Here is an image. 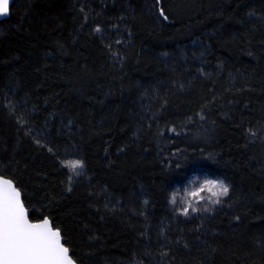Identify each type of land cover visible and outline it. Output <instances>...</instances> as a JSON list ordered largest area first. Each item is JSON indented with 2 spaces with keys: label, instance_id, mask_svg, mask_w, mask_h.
Listing matches in <instances>:
<instances>
[{
  "label": "trees",
  "instance_id": "obj_1",
  "mask_svg": "<svg viewBox=\"0 0 264 264\" xmlns=\"http://www.w3.org/2000/svg\"><path fill=\"white\" fill-rule=\"evenodd\" d=\"M192 174L227 198L175 216ZM0 176L77 264H264V0H14Z\"/></svg>",
  "mask_w": 264,
  "mask_h": 264
},
{
  "label": "snow or ice",
  "instance_id": "obj_2",
  "mask_svg": "<svg viewBox=\"0 0 264 264\" xmlns=\"http://www.w3.org/2000/svg\"><path fill=\"white\" fill-rule=\"evenodd\" d=\"M8 11L9 0H0V16ZM63 166L79 174L76 169L82 168L83 164L69 161ZM210 184L213 188L217 187ZM227 191V188H222L216 194ZM219 202V199L215 201ZM189 208L191 205L181 214L187 215ZM192 211L196 210L193 208ZM0 264H74L68 248L61 243L59 230L51 227L48 218L38 223L30 222L20 192L11 181L3 179H0Z\"/></svg>",
  "mask_w": 264,
  "mask_h": 264
},
{
  "label": "rangeland",
  "instance_id": "obj_3",
  "mask_svg": "<svg viewBox=\"0 0 264 264\" xmlns=\"http://www.w3.org/2000/svg\"><path fill=\"white\" fill-rule=\"evenodd\" d=\"M69 161H79V160L74 154H70L66 157L65 163L69 162ZM80 170H81V168L76 169V172L79 173ZM69 174H70V177L73 175H75V176L78 175V174H74V172L70 169H69ZM193 175L194 174L190 175L186 179V181L184 182V184L182 186H184L186 184V182L190 178L193 177ZM195 175L198 176L199 178L193 179L185 188L177 190V193H176L177 204L175 206H170V208H171V210L175 216L180 215V216H184L187 218H193L196 213H207L209 211L206 209L210 208L212 210V208H214L215 206L222 205V203L227 198V195H226L224 197L219 198V201H220L219 203H212L213 198L210 196L209 193H207V192L200 193V195H198L192 199V203L196 205V207L199 209V211L193 213L191 211V208H189V212L187 215L181 214L183 211V207H185L186 205L180 204V198L183 197L185 192H192V191L197 190L200 187V185L205 182V178H204L205 175H200V174H195ZM207 176H210V175H207ZM210 177H214V176H210ZM214 178H219V177H214Z\"/></svg>",
  "mask_w": 264,
  "mask_h": 264
},
{
  "label": "clouds",
  "instance_id": "obj_4",
  "mask_svg": "<svg viewBox=\"0 0 264 264\" xmlns=\"http://www.w3.org/2000/svg\"><path fill=\"white\" fill-rule=\"evenodd\" d=\"M196 178H199V177L194 174L193 177L190 178L184 186H182V187L176 186L172 190L169 191L168 203L170 206H175L177 204V195H176L177 190L185 188L193 179H196ZM204 178H205V182L202 183L197 190L192 191V192H185L183 197L180 198V204L186 205L185 207H183V210L188 205H191V211L193 208L196 210L195 212L199 211V209L196 207V205L192 203V199L194 197L200 195V193H203V192L209 193L210 196L213 198L212 203H215V201L217 199L224 197L228 194L229 189H230V185L226 181H224L223 178H214V177H210L207 175H205ZM210 182L213 184H216L217 187H215V188L211 187ZM222 188H227V190H228L227 193H221V194L217 195L216 193H218L219 190ZM197 193H198V195H197ZM206 210L211 211L210 208L206 209ZM195 212H193V213H195Z\"/></svg>",
  "mask_w": 264,
  "mask_h": 264
},
{
  "label": "water",
  "instance_id": "obj_5",
  "mask_svg": "<svg viewBox=\"0 0 264 264\" xmlns=\"http://www.w3.org/2000/svg\"><path fill=\"white\" fill-rule=\"evenodd\" d=\"M13 1L14 0H9V11H8V13L6 14V15H4V16H0V20H3V19H6V18H8L9 17V15H10V7H11V5H12V3H13ZM0 179H3V180H8V181H11L10 179H7V178H4V177H2V176H0ZM12 182V181H11ZM12 185L16 188V186H15V184L12 182ZM17 189V188H16ZM18 190V189H17ZM19 191V190H18ZM20 196H21V201H22V203H23V200H22V195H21V193H20ZM23 205H24V203H23ZM25 207V206H24ZM25 209H26V207H25ZM26 211H27V217H28V219H29V211L26 209ZM45 218H47V217H45ZM43 220V219H42ZM42 220H40V221H42ZM29 221L30 222H32V223H38V222H40V221H35V222H33V221H31L30 219H29ZM50 224H51V221H50ZM51 227H52V224H51ZM53 228V227H52ZM54 229V228H53ZM54 230H56V229H54ZM60 232V231H59ZM61 234V233H60ZM61 243L64 245V243H63V238H62V236H61ZM65 246V245H64ZM66 247V246H65ZM69 250V249H68ZM69 256L71 257V255H70V251H69ZM71 259H72V257H71ZM73 260V259H72ZM74 261V260H73ZM74 264H77L75 261H74Z\"/></svg>",
  "mask_w": 264,
  "mask_h": 264
}]
</instances>
